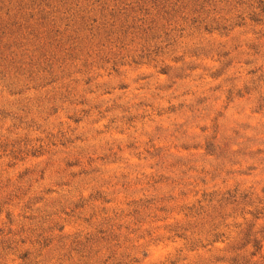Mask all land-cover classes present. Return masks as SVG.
<instances>
[{"label":"rangeland","instance_id":"1","mask_svg":"<svg viewBox=\"0 0 264 264\" xmlns=\"http://www.w3.org/2000/svg\"><path fill=\"white\" fill-rule=\"evenodd\" d=\"M0 264H264V0H0Z\"/></svg>","mask_w":264,"mask_h":264}]
</instances>
